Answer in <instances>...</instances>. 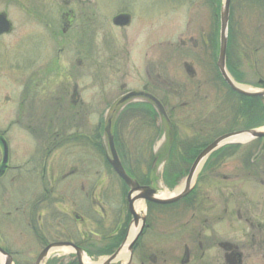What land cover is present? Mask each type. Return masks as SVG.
Wrapping results in <instances>:
<instances>
[{"label":"flooded vegetation","instance_id":"1","mask_svg":"<svg viewBox=\"0 0 264 264\" xmlns=\"http://www.w3.org/2000/svg\"><path fill=\"white\" fill-rule=\"evenodd\" d=\"M22 1L26 0H3L4 3L16 2L20 3L19 5ZM35 1L39 10L30 9L22 4L23 13L27 18L38 20L42 27L49 26L47 30L50 31L52 38L59 39L57 31L52 27L54 22H57L59 27L61 24L63 34L74 29L80 30L81 36H76L75 45L77 48L80 46L84 58L78 57L75 61L76 67L82 69L88 76H85L87 90L91 89L90 71L94 63H101L97 71L104 75L101 77L104 80L105 91L110 88V84H107V87L105 84L110 74L127 78L129 77L127 72L122 74L126 66L130 70L133 68L137 73L135 76L138 84L132 87L126 81H121L118 84V91L122 93L110 104L101 103L106 104L104 110H113L121 98L132 92L151 94L160 101L173 123L174 110H195L190 106V102L177 105L173 103V99L188 94L191 98L201 97L205 85L210 84L207 80L209 71L215 70L217 78L222 77L217 65L220 50L218 11L215 13L216 16L213 14L211 27H202L198 36L191 34L184 37V34H181L173 40L171 27H167V30H164L166 37L163 42L156 44L155 26L159 19L157 15L161 12L158 14L151 12L155 7V0ZM8 4L0 8V15H6L11 23V29L0 33V37L12 34L15 29ZM262 11L264 12V7ZM263 25L264 22L261 23V26ZM230 35L233 37L229 32V39ZM95 38L100 42L96 44ZM42 49L41 47V52L33 63L24 66L25 71L37 66L38 57L43 55ZM176 54L182 58V72L186 73L185 90L184 85L177 82V74H173L176 70L173 69L172 58ZM187 57L195 59H186ZM59 65V57L56 55L46 67V71L38 66L31 76L22 77L23 102L26 104L28 99L41 100L45 86L51 85L49 88L53 89L52 98L55 99L53 102L56 106L61 97L70 95V101L66 99L65 101L73 110L54 108L55 110H49L52 111L49 116L44 115V110H32L27 105L23 110H9L7 124L4 127L0 126V214L4 217L0 219L3 220L0 225V247L7 252L6 264H31V260H34L32 264H36L46 250L43 264H49L56 256L55 252L60 251L59 248L62 247L70 249L69 254L76 258L71 264H80L79 257L84 260L90 254L112 255L124 242L132 239V249L130 252L127 250V257L131 256L129 264H243L244 250L223 234L221 224L227 225L226 221H230V216L233 218L236 216L237 222H244L248 228L247 243H252L253 248L264 250V208L263 204L258 203L259 199L264 198V135L261 137L247 135L245 141H230L217 148L202 162L191 191L180 200L173 203L152 200L169 199L179 190L178 182L171 187L165 179L167 168L175 166V162L171 161L164 169V184L166 188L177 190L174 193L168 191L163 194L154 175L156 162L177 158L181 162V175L183 180L185 179L183 182L185 184L194 162L207 146L230 132L251 129L264 132V114L261 116V123L252 124L251 127L236 123L229 132L222 134L216 132L228 127V123V125L206 123L203 116H198L196 118L198 123L190 125L194 129L192 135L178 139L174 124L172 126L161 116L155 102L149 97L136 96L125 101L123 104L127 103L128 106L126 110H134L136 114L142 110L149 111L153 120L149 123L142 120L146 123L143 126L151 125L150 127L157 131L163 125H158L156 121L166 122L169 142L173 144V148L171 147L167 154L152 155L151 160L147 161L149 164L147 169L140 161L127 165L126 162L129 161H125L118 150L120 146L122 147L119 123H114L113 142L118 156L127 173L139 185L131 195L134 215L130 209V188L113 169L109 161L111 153L104 148L102 136L108 140L105 136L107 117L105 116L104 122L103 119L100 120L96 139L93 138L88 120L91 119L90 94L88 92L86 102L75 80L74 69L72 72L66 71L68 73L64 81L66 83H60L57 80V78L60 80ZM229 65L228 49L227 67L232 74L230 68L232 70L233 68ZM239 77L241 80L236 78L235 80L240 85L247 82L244 81V77ZM251 83L255 90L248 88L260 95L249 97L260 98L264 104L262 95L264 74ZM238 102L239 99L233 97L230 105L234 107ZM81 108L84 110H80ZM231 114H234V110H231ZM214 115L216 113L210 116L214 118ZM108 144L106 142L107 147ZM93 153L97 157L96 163L102 164L100 166L102 169L96 167L93 170L95 166L91 158ZM227 158L239 159V165H235L238 162L232 164L236 170L229 175L221 174L219 169L220 166H227L225 165ZM238 168L240 170H237ZM205 172H209L207 179L204 176ZM25 177L33 180L32 186L24 184ZM115 177L119 180L120 187L111 183ZM212 178L226 184H235L241 179H250L253 182L256 180L261 192L254 198L251 188L237 192L234 186H231L227 190L228 196L223 198L220 192L225 190L223 188L219 190L198 186L201 183L207 184ZM4 180H7L6 186L2 183ZM219 186L222 187L221 184ZM220 199L223 203H220ZM124 202L127 205L126 218H122L121 211L115 207L116 218L109 219V207H112L113 203L119 207ZM137 202H142V209H136ZM190 210H193L190 220L184 221ZM221 210L219 214L218 211ZM93 211L98 213L101 219L91 223L98 227L91 228L86 216L92 215ZM211 212L214 214L210 218L207 214ZM80 224H84L85 229H82ZM29 232L34 235L40 248L35 259L29 257L31 253L28 255L27 252L29 241L34 240L30 238ZM98 236L104 245L94 253V237ZM57 244L61 246H56ZM214 249H217V253L212 256L211 250ZM127 257L117 260L114 264H125ZM212 257L216 259L215 263Z\"/></svg>","mask_w":264,"mask_h":264},{"label":"rangeland","instance_id":"2","mask_svg":"<svg viewBox=\"0 0 264 264\" xmlns=\"http://www.w3.org/2000/svg\"><path fill=\"white\" fill-rule=\"evenodd\" d=\"M223 2L224 0H155V7H153L151 12H155V14L161 12L159 15H157L159 19H157V24L155 26L157 33L156 44L160 43L161 41L163 42L164 38L166 37L164 30H167V27H171V35L173 36V40H176V38L181 34H184V37H188L191 34L198 36L202 27H211L214 16L213 14H215L217 11L220 29V13ZM5 4L8 3H4L3 0H0V8L5 7ZM19 4L20 3L16 2H11V4H8L11 18L15 24L14 32L10 35L0 37V126L4 127L7 124L10 116L9 110H23L27 105L28 107L32 108V110H44V115L49 116L52 112L49 110H55L56 108V110H73L68 106V102H66L70 101V95L65 96V98L61 97L58 105L56 106V104L53 102L55 99L52 98L53 89L49 88L51 85L45 86L41 95V100L36 101L34 99H28L29 102L27 101L26 104L23 102L24 80L22 77L31 76L38 66L43 67L45 70L46 67H48V64L51 63L52 59L58 55L60 61V80L58 78L57 80L60 83H66L64 81L66 80L65 77L68 75L67 72L70 70L72 72V69H74L75 80L78 82L82 91V97L85 96L83 99L86 100V102L88 99L86 97L90 94L91 119L88 118V120L92 128L93 138H95L100 120L103 119L104 122L107 115L112 112V110H104V105L110 104V102L120 96L122 92L118 91V84L121 81H126L127 84L135 87L138 84V80L135 76L137 73L134 72L133 68L130 70V68L126 66L122 74H126L127 72L129 77L123 78L121 75L116 77L114 74H110V77L105 81L106 87L107 84H110V88L105 91V89H103L104 80L101 77L104 75H100V73L97 71V67L101 63H94L92 66L90 65L91 89L90 91L87 90L85 86V76H87V74L85 75V72H83L82 69L76 67L77 65L75 61L78 57H81L82 59L84 58L83 51L79 49L80 46L77 48L75 45L76 36H81L79 32L80 30L74 29V31L70 30L63 34L61 31V24L59 27V24L54 22L52 23V27L57 31V35L59 36V39L56 40L55 38H52L50 31L47 30L49 26L43 25V28L38 20L27 18L24 15L21 7L22 4L28 6L30 9L39 10L38 4L35 0H26L22 1L21 5ZM263 7L264 0L231 1L230 34L232 33L233 37L230 35L228 47L230 65H232L231 67L233 68L235 74L244 77V81L246 80L248 82L241 83V85L251 89H253L251 82L257 80L261 74H264V25L261 26V23L264 22V12L262 11ZM97 38H95L96 44L100 42ZM41 47L43 48V55L42 57H38L37 66H32L30 70L25 71L24 66L31 64L36 60L35 58L41 52ZM256 48L259 50H255ZM195 58H197L196 53ZM195 58L187 57L186 59ZM181 59L182 58H179L178 54L173 56L172 66L173 69L176 70V72H173V74H177V82L184 85L183 88L185 90V82L187 78L184 76L186 73L182 72L183 63H181ZM206 64L208 65V62ZM131 71L133 74H131ZM232 76L234 79L236 78L233 74ZM207 80L208 83L214 87H211L210 84L205 85V88L203 89V95L201 97L196 98L194 96L191 98L188 94V96L182 95V97L172 100L173 103H177V105L182 104L183 102H190V106L195 108V110L173 111L172 122L177 130L178 139L188 138V136L192 135L194 129L190 127V125L198 123V120H196L198 116L204 117L205 115H209L220 110H222L223 113L228 111L230 116L229 112L231 110L228 105L231 104V99L233 97L229 92V89L225 83H223L221 77L217 78L215 70L214 72L209 71ZM187 84L190 86L189 83ZM253 90H255V88ZM103 102L106 104H101ZM127 108V103H125L122 104L118 110L113 111L114 123H119V135L122 138V147L120 146V149L118 150H120L124 160L129 161L126 162L127 165H131L132 163H136V161H140L144 163L143 166L147 169L149 166L147 161L151 160L152 155L167 154L169 149L171 147L173 148V144L169 142L168 124H166V122L162 123L160 120H157L156 123H158V125L162 124L163 126L161 125L162 128L155 131L154 128L150 127L151 125L148 127L143 126V124L149 123L153 120L149 111L142 110L141 113L136 114L134 110H126ZM80 110H84V108H81ZM85 110L89 109L85 108ZM142 120H144L146 123H143ZM84 123H86V120ZM159 132L161 133L159 134ZM102 140L104 148L108 149L110 152L109 145L108 147L106 145V142L108 144V140L104 139V136H102ZM140 140L143 141L140 142ZM98 143H100V140ZM173 154H177V152H173ZM91 158L92 162L95 164L93 170H95L94 168L96 167L102 169L100 168L102 164L96 163L97 157L94 153L92 154ZM171 161L175 162V166H170L171 163L169 164L170 168H167L165 179L171 181L175 178V181L178 182L177 189L184 185L183 182L185 179L183 180V176L181 175V162L177 158H175V160H161L160 162H156L154 175L156 182H158L159 186H161L163 194L168 191L174 193L177 190L166 188L164 184V169L166 164ZM234 162H238L235 165H239V159L227 158L225 160V165L227 166H220L219 168L221 174L223 173L229 175L233 170H236L233 169L232 166ZM237 170H240V168ZM204 176L206 177L205 179L209 178V172H205ZM110 177L112 178L111 175ZM111 181L113 186H121L119 180L116 177ZM237 181L238 182L235 184H226L222 183V181L219 183L212 178L209 179L207 184L201 183L198 186L200 188H218L219 190L223 188L225 190L220 191L223 198L228 196L227 190L231 186H234L235 191L237 192L239 190L247 191V189L251 188L252 197L255 198V196H259L261 190L260 185L258 182H256V180H254L255 182L250 179H241ZM2 183H5L6 186L7 180H4ZM33 183L34 182L30 177L24 178V184H26L28 187L32 186ZM219 184H221L222 187H220ZM207 192L211 193V191ZM119 196L120 195H117V197ZM222 199H220V203H223ZM258 203L260 205L263 204L264 208V198L261 200L259 199ZM115 207L118 208L119 212L121 211L120 215H122V218H126L127 205L125 202L124 204L121 203L119 207L113 203L112 207H109L108 209V213L110 211L108 218H116L117 213L114 214L116 212ZM192 212L193 210L187 212L184 221L185 219L187 221L190 220ZM221 212L222 210L218 211L219 214H221ZM91 214L92 215L86 216L88 223L90 222L89 225L91 228L98 227V225L95 226L91 223L93 221H95V223L96 221H100V215L94 211ZM210 214H207V216H210L211 218L214 212H211ZM202 216L205 215L202 214ZM235 217L236 216H234V218L230 216V221H226L227 225L224 226L221 224L223 227L224 236L229 237L235 244L242 247L244 250L243 264H264V250H261L260 248H253L252 243H247L248 238L246 235L249 233V230L244 222H237ZM1 218L4 219L3 215L0 214V219ZM2 221L3 220L0 221V225ZM80 227L85 229L84 224H80ZM190 233L191 231H189V234ZM28 234L31 236L30 238H33L34 240L29 241L28 249L30 251L28 250L27 252L28 255L31 253L29 257H33L35 259V257L38 256V251L40 248L37 246L38 242L35 240L34 235H32L30 232ZM101 240L102 239H100V236L94 237V253L99 251L98 249L104 245ZM69 253V250L66 253H64L62 250L56 251V256L54 254L55 257L50 260L49 264H71V262L75 261L76 258L71 256ZM216 253L217 249L211 250L212 256H215ZM109 255L100 256V253H97L94 256L90 254L86 258L97 262L101 259L108 258ZM30 262L31 264L32 262L34 263V260H31ZM213 262H216L215 258H213Z\"/></svg>","mask_w":264,"mask_h":264},{"label":"water","instance_id":"3","mask_svg":"<svg viewBox=\"0 0 264 264\" xmlns=\"http://www.w3.org/2000/svg\"><path fill=\"white\" fill-rule=\"evenodd\" d=\"M230 8H231V0H224L222 6H221V13H220V19H221V24H220V50H219V56H218V61L217 65L218 68L221 72L222 77L224 78L225 82L229 85L231 89H233L235 92L247 96H254V95H260V93H257L255 91H251L249 89L244 88V86L240 85L237 83L231 74L229 73L226 65V58H227V48H228V32H229V20H230ZM11 29V23L7 19L6 15H0V33L7 32ZM147 96L151 100H153L158 108L159 113L161 114L164 119L171 124V121L169 119V116L166 112V110L163 108L161 105L160 101L153 95L151 94H145V93H140V92H132L123 98H121L117 104L114 106L112 112H110L107 116L106 119V124H105V136L108 139V145H109V150L111 153V156L109 155V161L111 165L113 166L114 170L118 173V175L125 181L127 186L130 188L129 192V201H130V209L131 212L135 215V210L133 208V200L131 198V195L134 193L136 189H138V183L127 173L125 170L119 156L117 153V149L114 145L113 142V127H114V118H113V111L118 110V108L129 98L136 97V96ZM264 95V93H262ZM241 134H247L250 137H261L264 135L263 131L257 130V129H251V130H243V131H237V132H231L224 134L220 137H218L213 143H211L209 146H207L199 155V157L196 159L194 162L190 174L187 178V181L185 184L180 188L175 193L174 197H171L169 199L165 200H159V199H152L156 202L160 203H173L181 198H183L187 193H189L192 189L193 184L195 183V179L197 177L199 168L202 164L203 161L206 160V158L212 154L217 148L220 146L230 142V140L238 135ZM133 245V239L129 244H124L120 247V249L114 253L113 255L109 256L105 262V264H114L116 261V258L120 252L121 249L124 247H127V250L131 251ZM56 246H61V244H57ZM129 251V252H130ZM0 253L6 255V253L0 248ZM47 254V250L41 254L39 257L38 261L36 264H43L45 261V256ZM131 256L129 255L128 261L125 264L130 263ZM79 262L80 264H84L82 258L79 257Z\"/></svg>","mask_w":264,"mask_h":264},{"label":"trees","instance_id":"4","mask_svg":"<svg viewBox=\"0 0 264 264\" xmlns=\"http://www.w3.org/2000/svg\"><path fill=\"white\" fill-rule=\"evenodd\" d=\"M230 70L232 71V74L236 77V79L241 80V78L237 74H235V72L231 68ZM221 80L223 81L222 78ZM227 88L229 89V92L233 95V97H235L236 100L239 99V102H240V103L239 102L236 103L234 107H232L230 104L228 105L230 110H234V114H231L229 116L228 111L223 113V111L220 110L218 112H215L216 115H214V118H212L213 116H210L212 114L205 115L206 117L204 116L205 118L204 122L206 123H209V122L226 123L228 121L227 122L229 124V125L227 124L228 127H226L223 130H218L216 132L217 134L229 132L231 130V127H233V125H235L236 123L246 124L247 127H251L252 124L254 125V124L261 123L262 122L261 116L264 114V104L260 100V98L236 94L228 86ZM167 182L171 187H173L177 183V181H175V178L171 181L167 180Z\"/></svg>","mask_w":264,"mask_h":264},{"label":"bare ground","instance_id":"5","mask_svg":"<svg viewBox=\"0 0 264 264\" xmlns=\"http://www.w3.org/2000/svg\"><path fill=\"white\" fill-rule=\"evenodd\" d=\"M247 139V134H241V135H239V136H235V137H233L230 141H245ZM166 195H169V194H166ZM142 207H143V204H142V202H137L136 203V209L137 210H140V209H142ZM133 233H134V230H133ZM132 238V236L129 238V240ZM129 242V241H128ZM59 250L61 251H64V252H67L68 250H70V249H68V248H66V247H62V248H59ZM127 257V247H124V249L119 253V255L117 256V259L116 260H119V259H122V258H126ZM0 259H1V261H2V263L4 262V259L2 258V257H0ZM105 262H106V259H101V260H99V261H91V260H89L88 258H84V263L85 264H105Z\"/></svg>","mask_w":264,"mask_h":264}]
</instances>
